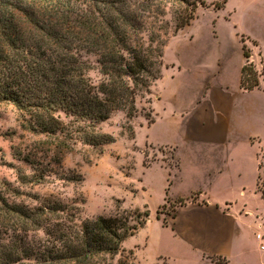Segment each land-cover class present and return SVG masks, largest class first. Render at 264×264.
<instances>
[{
  "label": "trees",
  "instance_id": "obj_1",
  "mask_svg": "<svg viewBox=\"0 0 264 264\" xmlns=\"http://www.w3.org/2000/svg\"><path fill=\"white\" fill-rule=\"evenodd\" d=\"M204 5L205 0H0V104L14 105L25 128L50 139L51 161L59 167L78 143L110 144L114 135L100 125L117 111L135 116L145 97L151 102L152 86L166 67V46ZM244 51L241 81L251 90L261 80L245 44ZM88 55L96 56L95 65ZM94 66L99 81L90 75ZM22 160L33 169H17L23 185L44 183L53 174L31 155ZM259 166L264 198V160ZM3 193L0 210L14 224L0 237V264H98L124 252L133 257L124 242L150 217L148 209L136 208L84 218L76 200L36 194L37 202L29 204L10 202Z\"/></svg>",
  "mask_w": 264,
  "mask_h": 264
},
{
  "label": "crops",
  "instance_id": "obj_2",
  "mask_svg": "<svg viewBox=\"0 0 264 264\" xmlns=\"http://www.w3.org/2000/svg\"><path fill=\"white\" fill-rule=\"evenodd\" d=\"M170 44L175 57L152 86L154 120L136 131L137 139L146 129L139 146L161 157L147 165L140 153L133 168L131 207L150 219L124 247L142 236L139 255L155 249L148 264H264L260 147L244 143L264 141V79L251 90L241 81L244 44L264 68V35H176ZM162 206L168 220L158 217Z\"/></svg>",
  "mask_w": 264,
  "mask_h": 264
},
{
  "label": "rangeland",
  "instance_id": "obj_3",
  "mask_svg": "<svg viewBox=\"0 0 264 264\" xmlns=\"http://www.w3.org/2000/svg\"><path fill=\"white\" fill-rule=\"evenodd\" d=\"M205 1L206 5L198 10V18L177 35H264V0H227L221 8H218L216 3H223V0ZM174 57L175 47L169 41L165 49V60ZM87 59L95 65V55H88ZM254 64L259 71L260 80L264 79L260 58ZM90 75L94 81H99L100 73L97 66L90 71ZM147 100L148 97H145L138 102L139 112L135 116L128 117L126 111H117L100 125L104 132L114 135V142L101 147L78 143L64 154L61 167L52 164L54 151L50 139L25 128L14 105L0 104V189L4 196L10 202L29 204L37 202L33 198L36 194L53 195L66 201L76 200L81 205V215L84 218L136 209L131 207L135 194L133 168L142 157L140 153L145 152L144 163L147 165L161 158L157 152L139 146L146 141V129H140L136 139L139 126L144 122L150 124L154 120L152 106ZM244 143L247 151L255 150L258 144L259 158L264 160V141L262 144L259 142L252 144L250 141ZM25 155H31L41 166L52 169L53 174H50L44 183L35 185L20 183L17 169L22 168L27 173L33 172L31 166L22 160ZM164 158L172 162L170 157ZM4 181L9 182L10 186L4 184ZM14 188L19 189L21 194L11 190ZM252 204L255 205V201H252ZM170 211V208L162 206L158 210V216L168 220L171 218L168 216ZM5 215L0 210V237H7L8 228L14 224L13 219ZM142 238L137 236L128 241L126 250H133V257L124 252L114 258L107 257L106 261L98 264H118L120 259L128 260L132 264H139V261L141 264H148L155 249L149 245L144 254L139 255L135 241ZM254 247L255 254H258L256 244Z\"/></svg>",
  "mask_w": 264,
  "mask_h": 264
},
{
  "label": "built area",
  "instance_id": "obj_4",
  "mask_svg": "<svg viewBox=\"0 0 264 264\" xmlns=\"http://www.w3.org/2000/svg\"><path fill=\"white\" fill-rule=\"evenodd\" d=\"M257 238L261 241V248L264 250V234H258Z\"/></svg>",
  "mask_w": 264,
  "mask_h": 264
}]
</instances>
